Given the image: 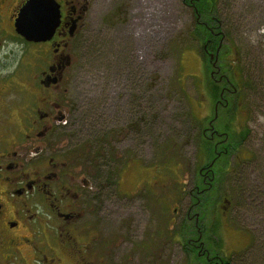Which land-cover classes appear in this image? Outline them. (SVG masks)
Masks as SVG:
<instances>
[{
	"label": "rangeland",
	"instance_id": "1",
	"mask_svg": "<svg viewBox=\"0 0 264 264\" xmlns=\"http://www.w3.org/2000/svg\"><path fill=\"white\" fill-rule=\"evenodd\" d=\"M216 2L223 47L210 61L215 52L202 54L193 9L184 0L88 1L68 100L71 125L79 120L74 127L97 162L101 189L93 223L109 264H205L206 255L264 264V88L256 87L264 79L256 65L264 61V0ZM226 46L231 50L222 57ZM244 80L251 83L246 89ZM212 83L241 110L231 129L214 121L210 127L230 138L221 146L240 144L216 163L214 187L195 190L198 170L208 162L202 137H209L220 100ZM186 212L204 254L196 260L171 237L182 231L190 239Z\"/></svg>",
	"mask_w": 264,
	"mask_h": 264
},
{
	"label": "flooded vegetation",
	"instance_id": "2",
	"mask_svg": "<svg viewBox=\"0 0 264 264\" xmlns=\"http://www.w3.org/2000/svg\"><path fill=\"white\" fill-rule=\"evenodd\" d=\"M27 1L0 0V264H109L93 223L101 189L94 179L97 162L74 127L76 121L71 125L74 110L68 100L89 0H54L60 21L51 38L41 42H27L15 31V20ZM184 1L190 9L214 2L208 20L199 24L212 36L203 44L205 52L217 47L209 60L218 58L223 36L216 44L214 40L223 34L214 16L217 0ZM219 99L207 128L211 141L219 134L210 125L218 109L227 107L222 92ZM224 140L215 145V157L198 170L209 188L214 187L215 163L228 155L229 148L221 146ZM100 157L99 153L95 159ZM186 213L190 239L182 229L171 237L196 260L204 254L197 246L199 238L194 241L192 216Z\"/></svg>",
	"mask_w": 264,
	"mask_h": 264
},
{
	"label": "trees",
	"instance_id": "3",
	"mask_svg": "<svg viewBox=\"0 0 264 264\" xmlns=\"http://www.w3.org/2000/svg\"><path fill=\"white\" fill-rule=\"evenodd\" d=\"M210 3H206L205 5H201V2L200 3H197L196 4V6H195V9H193V13H194V17H195V21H194V34L195 35H197L198 37H199V41L201 42V46H202V54L205 52V50H204V46H203V44L206 42V39H211L212 38V36H211V34H209V32L206 30V28L204 27V26H201V24H199V22H205V21H207L208 20V15H209V13L208 12H210V5L211 4H213L214 2L212 1H209ZM199 15H202L200 18H199ZM226 35V34H225ZM218 36H219V38H218ZM217 36V38L214 40L215 41V44H216V41H218V40H220L221 39V37L222 36H224V34L223 35H221V34H219ZM226 37V36H225ZM263 37H264V35H263ZM216 48L217 47H215V46H211V48H207L208 50L210 49L211 50V52H215V50H216ZM226 49H227V51H225V53H223L221 56L222 57H226L227 55H226V53H228V51L229 50H231L230 48L231 47H229V46H226L225 47ZM235 58H236V56H235ZM234 64H236V62L234 63ZM256 65H258V67H260L261 68V70H263V68H264V61L263 60H260V62L258 61V64H256ZM258 71V70H257ZM249 80V79H248ZM248 80L246 81V80H244V82H243V87L246 89V88H248L249 87V85H251V83H248ZM256 83H258V82H256ZM262 85L261 86H259V83L256 85V87L258 88V90L260 91L261 89H263L264 88V79H262V83H261ZM212 85V87H210V89H211V91H212V95H213V98L215 97V96H217V97H219V94L221 93V90H220V92H219V88H217L218 86L217 85H215V84H211ZM252 86H255V83L253 84L252 83ZM256 87L255 88H253L254 90H253V94H255L256 93V91H258L257 89H256ZM239 90H242L241 89V87H239V89H238V92L237 93H239L238 94V96L236 97V98H238V97H240V95H241V91H239ZM219 92V93H218ZM227 101V100H226ZM236 102H239V98H238V100L236 101ZM224 104V103H223ZM233 104H235V102L233 103ZM239 109V110H238ZM221 112H222V116L221 117H219V116H217V118L214 120L213 119V121L214 122H216V123H218V127L220 128H222V127H225V129L226 130H229V129H231L230 128V126H231V121H233V119H235V115L238 113V111H240L241 109H240V105L239 106H235V105H231L230 103L229 104H227V107L225 106L224 108H222V109H219ZM228 115H232V116H229V117H227ZM224 119H223V118ZM92 119L93 118H89V120H85L84 119V122L85 123H87L88 125H91V123H92ZM82 122H83V119H82ZM76 123H78L79 124V120L77 119L76 120ZM218 127L216 126V129L215 130H217L218 129ZM214 130V129H213ZM231 131H233V130H231ZM216 132V131H215ZM226 132H223L222 134H220V138L221 139H225L226 141H228L229 142V140H230V138L227 140V138H225V136H226ZM217 137V136H216ZM218 137V138H219ZM232 137V136H231ZM217 138V139H218ZM233 138V137H232ZM235 138V137H234ZM216 139V140H217ZM214 140H215V138H214ZM213 140V141H214ZM225 140H224V143L223 144H225L226 142H225ZM202 143L204 144L203 145V150H201V153L203 154V156H204V158H206V160L209 162L210 160H212L215 156V154H213V151H214V147H215V145L217 144V142H212L210 139H209V137L207 138V139H204V137H202ZM222 144V145H223ZM240 144V143H239ZM239 144L238 143H236V144H234V145H232V146H230L229 145V147L230 148H232V150H238V148H239ZM210 147H212V148H210ZM204 148H205V150H204ZM229 148V149H230ZM210 149H211V152H210ZM229 149H228V155H226L227 157L228 156H230V155H232V154H234V152L233 151H229ZM206 153V154H205ZM207 153H208V155H207ZM212 154V155H211ZM211 156V157H210ZM222 157H225L224 155L222 156ZM237 160H238V156H237ZM219 161V160H218ZM217 161V162H218ZM216 162V163H217ZM215 163V164H216ZM216 166V165H215ZM221 171V173L222 172H224V170L223 169H221L220 170ZM199 176V179L197 180V183H196V186H195V190H199V189H207V190H210L212 187H208L207 185H204L203 184V180L201 179V176L200 175H198ZM208 181V180H207ZM193 225V224H192ZM197 239H198V236H197ZM207 257H203V259H204V261H203V263H205V264H229V262H227V260H222V259H219V258H217V257H209L208 255H206ZM197 258L199 259V258H201V257H199V256H197Z\"/></svg>",
	"mask_w": 264,
	"mask_h": 264
},
{
	"label": "water",
	"instance_id": "4",
	"mask_svg": "<svg viewBox=\"0 0 264 264\" xmlns=\"http://www.w3.org/2000/svg\"><path fill=\"white\" fill-rule=\"evenodd\" d=\"M15 20V31L27 42L49 40L59 24V8L54 0H28Z\"/></svg>",
	"mask_w": 264,
	"mask_h": 264
}]
</instances>
